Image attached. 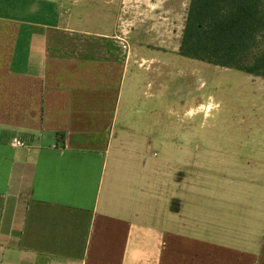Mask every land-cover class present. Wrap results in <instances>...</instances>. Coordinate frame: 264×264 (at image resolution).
<instances>
[{"label":"crops","instance_id":"0c3cea01","mask_svg":"<svg viewBox=\"0 0 264 264\" xmlns=\"http://www.w3.org/2000/svg\"><path fill=\"white\" fill-rule=\"evenodd\" d=\"M64 1L0 0V264H264V158L152 159L163 115L132 113L189 0Z\"/></svg>","mask_w":264,"mask_h":264},{"label":"rangeland","instance_id":"374dc122","mask_svg":"<svg viewBox=\"0 0 264 264\" xmlns=\"http://www.w3.org/2000/svg\"><path fill=\"white\" fill-rule=\"evenodd\" d=\"M75 2L77 4L64 1L66 7L73 10L83 8L89 0ZM258 41L257 50L264 51V35ZM162 55L164 63L152 71L143 70L138 93L133 98L130 96L132 113L143 105V116L153 117L155 110L163 115L164 121L159 124L157 133L159 139L150 138L153 141L150 157L166 155L163 147L196 142L198 146L242 148L249 152L248 156L253 155V151L258 152L254 155L264 158V77L179 54ZM195 104L196 108H192ZM189 112L195 115L189 116ZM174 131L182 135L179 143L178 138L176 142L167 136Z\"/></svg>","mask_w":264,"mask_h":264},{"label":"trees","instance_id":"16d2710c","mask_svg":"<svg viewBox=\"0 0 264 264\" xmlns=\"http://www.w3.org/2000/svg\"><path fill=\"white\" fill-rule=\"evenodd\" d=\"M264 0H189L178 54L264 77Z\"/></svg>","mask_w":264,"mask_h":264},{"label":"built area","instance_id":"2783aa9c","mask_svg":"<svg viewBox=\"0 0 264 264\" xmlns=\"http://www.w3.org/2000/svg\"><path fill=\"white\" fill-rule=\"evenodd\" d=\"M24 145H25L24 142H22L16 138H13L10 141V146H12V147H23Z\"/></svg>","mask_w":264,"mask_h":264},{"label":"clouds","instance_id":"9594fccd","mask_svg":"<svg viewBox=\"0 0 264 264\" xmlns=\"http://www.w3.org/2000/svg\"><path fill=\"white\" fill-rule=\"evenodd\" d=\"M188 115L189 116H193V115H195V113L194 112H189Z\"/></svg>","mask_w":264,"mask_h":264}]
</instances>
